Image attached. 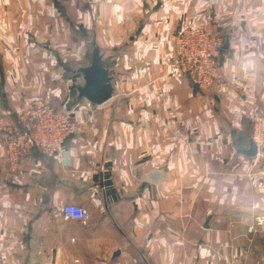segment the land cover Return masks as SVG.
<instances>
[{
  "label": "crops",
  "instance_id": "1",
  "mask_svg": "<svg viewBox=\"0 0 264 264\" xmlns=\"http://www.w3.org/2000/svg\"><path fill=\"white\" fill-rule=\"evenodd\" d=\"M209 13L225 85L199 90L169 74L170 35ZM92 39L114 95L89 109L75 85ZM46 90L85 124L13 171L0 142V264H264V159L243 152L264 0H0V113Z\"/></svg>",
  "mask_w": 264,
  "mask_h": 264
},
{
  "label": "built area",
  "instance_id": "2",
  "mask_svg": "<svg viewBox=\"0 0 264 264\" xmlns=\"http://www.w3.org/2000/svg\"><path fill=\"white\" fill-rule=\"evenodd\" d=\"M172 48L168 60L169 74L182 75L199 90L225 85L220 69L219 55L224 42L218 19L209 13L192 24L182 26L170 35ZM92 109L95 104L86 100ZM251 141L256 152L254 160L264 159V109L256 107L251 116ZM85 124L78 114L52 103L50 90L29 101L21 110L0 113V142L10 170H15L34 151L53 155L64 149L65 139ZM66 219L88 224L89 210L77 204L62 207ZM254 224L264 226V216L254 219ZM221 264H234L225 261Z\"/></svg>",
  "mask_w": 264,
  "mask_h": 264
},
{
  "label": "water",
  "instance_id": "3",
  "mask_svg": "<svg viewBox=\"0 0 264 264\" xmlns=\"http://www.w3.org/2000/svg\"><path fill=\"white\" fill-rule=\"evenodd\" d=\"M227 41H224L222 48H226ZM77 72L82 77V82L75 85L76 98H84L92 104L101 105L114 95L112 77L109 75L106 62L100 53L95 40L90 41L88 62L79 66ZM247 155L254 156L256 148L251 141L249 147L244 149Z\"/></svg>",
  "mask_w": 264,
  "mask_h": 264
}]
</instances>
